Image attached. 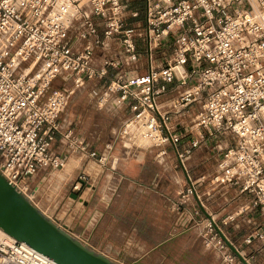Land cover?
<instances>
[{"label":"built area","instance_id":"1","mask_svg":"<svg viewBox=\"0 0 264 264\" xmlns=\"http://www.w3.org/2000/svg\"><path fill=\"white\" fill-rule=\"evenodd\" d=\"M90 81L102 83L98 99L127 111L122 136L160 127L156 144L180 160L207 136L230 135L210 184L248 195L236 211L259 221L244 217L253 225L244 242L264 246V0H0V173L32 202L31 177L64 163L52 145L57 119ZM169 84L176 94L165 107ZM165 108H193L190 125L177 130ZM64 139L68 151L78 145L70 132ZM188 192L199 198L194 185ZM222 259L235 262L226 250ZM0 264L58 263L0 230Z\"/></svg>","mask_w":264,"mask_h":264},{"label":"rangeland","instance_id":"2","mask_svg":"<svg viewBox=\"0 0 264 264\" xmlns=\"http://www.w3.org/2000/svg\"><path fill=\"white\" fill-rule=\"evenodd\" d=\"M138 8L139 11L142 10L141 6ZM133 22L129 20V23ZM142 49L141 63L146 71L147 53L144 43ZM161 53L162 51H157L158 62L163 58ZM59 84L62 83L57 78L53 86ZM67 86H72L70 81ZM100 88L102 83L90 81L76 89L59 115V122L63 124L65 131L59 134L58 143L67 147L64 145V135L70 132L69 142L74 141L77 146L84 145L85 149L74 146L70 152H77V155L68 161L63 157L62 167L53 170V173H50L52 170L47 171L50 178L52 177L46 185L48 189L44 188L45 185L36 187L37 185L33 186L30 182L34 198L37 195L43 196V190L48 191L47 197L52 204L42 206L44 212L58 224L64 223L66 230L91 249L94 246L93 227L98 223L96 221H100L95 228L98 248H105L114 242L123 251L124 258L130 261L116 259L117 262H114H119L118 264H137L131 263L137 259L138 264H227L222 259L223 250L232 255L235 263L243 264L210 223L206 212L210 215L212 213L216 224L236 248L242 251L243 256L249 258L254 255L248 259L250 264H264V247L257 241L246 244L245 237L241 236L244 231L242 225L238 221L229 220L228 213L218 214L221 203L210 200L214 190L210 179L219 171L221 152L225 147L232 145V137L227 135L223 138V143H216L213 140L216 137L207 136L205 141L208 144L202 149L200 156L195 155L191 160L185 161V166L176 165L173 169L166 164L164 158L157 157L159 153L161 156L174 153L173 149H167L168 142L158 144L163 148L155 149L156 143L166 137V132L159 130V127L158 131L152 133L148 129L145 130L147 135H142V131H139L141 135L138 136L136 129L128 126V133L122 136L120 128L128 114L121 115L122 111L117 114L111 101L98 99ZM173 96L167 98V105L172 104ZM161 98L160 102H165L166 99L163 96ZM177 122L179 120L172 124L179 130L181 124H175ZM113 139L121 141L122 144L124 140L131 156L135 154L134 148L131 147H143L140 150L143 151L144 165L141 167L136 163L134 156V159H128L120 165L115 162L110 165L106 159L101 157L100 160V156L80 160L82 153L87 156L95 150L102 152L104 144ZM180 146L179 152H183V147ZM204 155L207 157L204 158ZM72 167H76L74 182L71 186L66 184L60 194L61 196L65 193L63 202L66 201L69 205L63 212L59 207L54 208V204L59 200V196L55 197V192L59 189L55 178L58 180V177L66 176ZM64 170L66 172H63ZM171 172L173 177L170 176ZM155 173L159 174V180L155 179ZM42 178L43 176L39 180ZM74 184H77V188H73ZM192 185L199 198L188 192ZM153 186L164 196L153 195ZM218 188L220 186L216 189ZM209 192L210 195L207 194ZM69 193L75 194L76 197H70ZM37 198L38 196L36 201ZM239 206L232 211L239 209Z\"/></svg>","mask_w":264,"mask_h":264},{"label":"crops","instance_id":"3","mask_svg":"<svg viewBox=\"0 0 264 264\" xmlns=\"http://www.w3.org/2000/svg\"><path fill=\"white\" fill-rule=\"evenodd\" d=\"M142 50H143L142 47H139V51L141 52V55L139 57L140 61L142 59V57H141L142 56V52H143ZM141 65H142V68L138 71V73H144L145 72L143 70V63H141ZM175 94H176V91L174 90L173 85L169 84L168 91L163 95L164 99H166V100H165V102L164 101L161 102V105H163L165 107L169 106V105H167V101H168L170 96H172V95L175 96ZM161 99L162 98H160V100ZM165 109H166V111H168V122L169 123L172 124V122H175V121L179 120V122H177L175 124H181V125L188 126V119H189V117H190V115H191V113L193 111V108L184 109V110H182L180 112H175L173 109H170V108H165ZM121 113H122L121 115H124V114H127V111H124V112L122 111ZM57 121L59 123V128H58V131H56L55 134H54V141H53V144H52L53 145V150H54V152L60 154L62 157H65L67 159L66 161H68L72 156L74 157L75 155H77V152H70L71 150L68 151V148L63 146L61 143H58V138L60 136L59 134L60 133L62 134L65 130L63 129V124L61 125V123L59 122L60 121L59 117H58ZM226 136L227 135H220V136H217L216 139H213V140H215L216 143H223V138H226ZM206 141H207V137H206ZM206 141L204 143H202V145L200 147L193 149L190 152V154L186 158H184L182 160H180L176 155H174V153L173 154L165 153L166 155H164V156H161L160 153H159L157 155V157L158 158H164L167 161L166 164L168 166L172 167L173 169L175 168L174 166H176V165H182L183 164L185 166V161L186 160L187 161L189 159L191 160L192 158L195 157V155H199L200 156V154L202 152V149L208 144ZM122 142H124V143L122 144L121 141H117L116 139H113V140H111L109 142H106L104 144L102 152H100L98 150L93 151V152H95L96 156H94L95 154L94 155L87 154V156H86L85 153H82L79 156L81 158L80 160H82L83 158H87V157L88 158L92 157L91 159H93L94 157L100 156V160H101V157H102V158L106 159L107 162L110 165L113 162H115V164L118 163L120 165L123 162H126V160L133 158V156H134V157H136L135 159L133 158L134 161L136 163L140 164V166L142 167L144 165V159H143V151L140 150V148L142 149L143 147H136V146L135 147H131V148H134V150H135V154L133 156H131V155L128 154V150H127L128 146L125 145V141L122 140ZM187 142H188V140L185 139L180 147L185 148L188 145ZM232 143H233V141H232ZM160 148H163V146H158L157 145L155 147V149H160ZM167 149L172 150V148L169 145L167 146ZM159 156H161V157H159ZM205 157H207V156L204 155V158ZM81 164H83V163H81ZM74 168H76V167H72L68 171V174L66 173L67 174L66 176L64 175V177L63 176L58 177L59 181L57 180V178H55V181L59 185L58 191L55 192V197L59 196V200H58V202L56 204H54V206H55L54 208L57 209L59 207L60 211H63V212L66 211L69 208V205L67 204L66 201L63 202L65 193L63 195H61V196H60V194H62V191H64V187H65L66 184H69V186H71L73 184V182H74V177H73L74 176V170H76ZM47 171H48V169L40 170L37 174H35L33 177H31V179H30L31 184L33 186L37 185L36 187H38V185L39 186L40 185H42V186L45 185L44 188L48 189V186H46V185H48L49 180L52 179V177L50 178V173H53V170L50 173L47 172ZM63 172H66V171L64 170ZM48 173H49V177L47 176ZM41 175L43 176V179L40 181L39 179L42 177ZM170 176L173 177L174 174L171 172ZM155 179L159 180V174L158 173H155ZM47 189L43 190V196L39 197V195H37L38 196V198H37L38 200L37 201H36V197L37 196L33 199L34 204L43 213H45V212L42 209V206H47V205L50 206L52 204V201H49V198L47 197V194H48ZM151 192H153V195H155V194L158 195L159 194V195L164 196V194L160 193V191L155 189V186H153V191H151ZM168 195H170V194H167V196ZM69 196L71 197L72 193H69ZM211 196L212 197H211L210 200L212 202L221 203L219 205L221 210H220V212L218 214H222V213L223 214H227L228 213L227 216H232L233 217V219H231V220L238 221L239 224L242 225V227L244 228V231L241 232V236L245 237L253 229V225L246 223L245 220H244V217H248L250 220H253L254 222H258L259 221V215L257 214L256 211H251V212L240 214V215H238L237 211H234V212L232 211L233 209L238 207L241 203L243 204L245 201L248 200V195L239 193L237 188H235V187H231L230 189H226V188H223V187H220L218 189L214 188V190L212 191V195ZM42 197H44V199ZM38 203H40V205ZM193 206H195V205H193ZM202 210H203V208H202ZM214 215H217V214H214ZM211 216H212V213H211ZM96 222L99 223L100 221H96ZM98 223L95 224V226L93 227L94 229L92 231V233H93L92 241H93V245H94L92 247V249L94 251H96V252L102 253L103 255H105L106 257L111 259L112 261H116L117 262L116 259H122V260L126 259L127 261H129L127 258H124L123 251L121 249H119L120 247L117 244H115L114 242L109 243V245L108 246L106 245L105 248H102V249L98 248L99 244L96 243L97 239H95L97 237V236H95V234H96L95 228L97 227ZM61 225L66 226L64 223H61ZM254 242H256V241H254ZM253 256L254 255H250L248 259L253 258ZM132 261L133 262H131V263H137V264L139 263L138 259L137 260H132ZM120 264H122V263H120ZM233 264H237V263L234 262Z\"/></svg>","mask_w":264,"mask_h":264},{"label":"water","instance_id":"4","mask_svg":"<svg viewBox=\"0 0 264 264\" xmlns=\"http://www.w3.org/2000/svg\"><path fill=\"white\" fill-rule=\"evenodd\" d=\"M72 196L76 197L75 194ZM206 214L230 249L244 264H249L212 216L207 212ZM0 230L28 244L58 264H118L83 244L64 226L43 213L1 173Z\"/></svg>","mask_w":264,"mask_h":264},{"label":"bare ground","instance_id":"5","mask_svg":"<svg viewBox=\"0 0 264 264\" xmlns=\"http://www.w3.org/2000/svg\"><path fill=\"white\" fill-rule=\"evenodd\" d=\"M134 130V129H133ZM149 130V129H148ZM143 133V132H142ZM145 135H147V134H145ZM156 137V136H155ZM140 139H141V137H140ZM146 141V140H145ZM143 143V142H142ZM71 163V162H70ZM71 165V164H70ZM69 168V167H68ZM7 234V233H6ZM7 235H9V234H7ZM10 236V235H9ZM12 237V236H11Z\"/></svg>","mask_w":264,"mask_h":264}]
</instances>
